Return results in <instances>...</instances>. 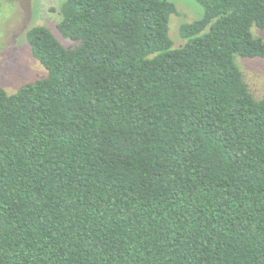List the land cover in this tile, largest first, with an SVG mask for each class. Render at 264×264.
I'll return each instance as SVG.
<instances>
[{
    "label": "trees",
    "instance_id": "obj_1",
    "mask_svg": "<svg viewBox=\"0 0 264 264\" xmlns=\"http://www.w3.org/2000/svg\"><path fill=\"white\" fill-rule=\"evenodd\" d=\"M65 0L47 76L0 86V264H264V0Z\"/></svg>",
    "mask_w": 264,
    "mask_h": 264
},
{
    "label": "rangeland",
    "instance_id": "obj_2",
    "mask_svg": "<svg viewBox=\"0 0 264 264\" xmlns=\"http://www.w3.org/2000/svg\"><path fill=\"white\" fill-rule=\"evenodd\" d=\"M65 0H0V86L8 93L17 92L23 85L47 76V69L34 56L27 39V30L44 25L52 30L64 45L73 44L58 29L60 7ZM176 6L169 21V35L174 48L184 44L180 27L204 15L196 0H168ZM255 37L264 40V29L253 27ZM250 91L257 100L264 98V57L236 58Z\"/></svg>",
    "mask_w": 264,
    "mask_h": 264
}]
</instances>
